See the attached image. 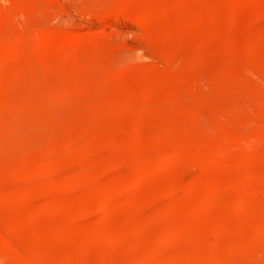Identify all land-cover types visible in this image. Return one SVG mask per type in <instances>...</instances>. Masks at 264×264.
I'll return each instance as SVG.
<instances>
[{
	"label": "rangeland",
	"instance_id": "rangeland-1",
	"mask_svg": "<svg viewBox=\"0 0 264 264\" xmlns=\"http://www.w3.org/2000/svg\"><path fill=\"white\" fill-rule=\"evenodd\" d=\"M72 1L0 0V223H2L0 226L3 227H0V264H24L23 259L26 257L25 261L28 259V264H31L32 260L29 259L32 257H36L34 258L36 259L35 263L40 261L37 257H40L41 261L44 259V264H61L63 261L65 262L62 264H74L75 261L77 262L75 264H78V261L80 264H109V262L112 264L114 261H118L114 262L116 264H128L127 262L143 264V261L148 262V264H214L210 262H212V258H215L214 253L217 247L219 250L216 252L219 253L217 264H264V240L262 241L264 239L262 237L264 236V224H262L264 223V188H262L264 185V2L261 0H82V2L81 0L79 2L74 0L75 7H73ZM98 1L101 3L99 4ZM104 1L105 4H103ZM92 5L97 7L94 8ZM99 6L102 7V10ZM85 8H93V11ZM98 8L100 9L98 10ZM81 9H85V11ZM228 9L231 11L229 12ZM115 10H117L116 14ZM203 10L205 11L203 12ZM234 10H237L235 12H238L236 14L239 17L233 14L235 13ZM93 12L96 14L94 15ZM47 15H50L51 18ZM231 15H236L237 21H235L236 19L233 20ZM46 17L48 18L46 19ZM46 30L49 31V34H52L50 31H54V35H50V38L48 33H45L49 36L48 39H45L44 31ZM61 31L64 33L62 34ZM78 40L80 41L78 42ZM16 45L18 46L16 47ZM150 47L151 51L149 50ZM161 51L164 54L159 53ZM76 52L78 54H75ZM124 54H126L125 56L128 55L129 61L126 60ZM162 54H167L168 57H164V59ZM98 55L102 56L99 57ZM218 58L220 59L217 60ZM116 59H119L120 62ZM162 59L165 61L163 62ZM104 60H107L106 63ZM253 63L256 67L252 66ZM87 64L88 69L86 68ZM92 65L97 66L96 68L99 70L104 68L106 71L102 70L104 74L101 75V71L99 73L94 66L92 68ZM122 65L128 67H121ZM105 67L108 68V72ZM156 67L159 70H156ZM160 68L162 70L161 78H158ZM224 71L229 74L226 75ZM85 73L86 77L84 76ZM89 76H93V78ZM168 78H172L170 82ZM87 79L90 80L86 82ZM179 80H181L182 85ZM155 83L156 85H154ZM158 83L162 87L158 86ZM174 84L176 85L174 86ZM231 85L233 86L231 87ZM157 87L161 90L158 89V91ZM207 87L210 92L206 89ZM169 92L172 93V99ZM176 92H179L180 95ZM230 93L231 95H229ZM132 99L133 107L130 106ZM120 103L122 104L119 106L124 107L119 108L117 104ZM175 105L178 108L174 107ZM172 106L174 110L176 108L178 111L172 112ZM196 110L198 114L195 112ZM160 113L164 116L162 117ZM180 113H182L181 116ZM168 118L170 121L167 120L166 122L165 119ZM107 122L110 125L109 123L107 125ZM203 123L207 125H203ZM12 126L16 128L12 129ZM71 128L75 129L71 131ZM12 130L16 133H13ZM204 130L206 132L210 130L211 133H206ZM114 131L115 133H113ZM29 132L31 135L28 137L26 134L29 135ZM86 132H89L90 135L88 133L87 135ZM200 132L201 134H199ZM8 133L9 136L7 137ZM82 133L86 140L81 138L83 137ZM86 135L89 136L88 139ZM18 137L19 139L23 137V140L17 139ZM160 138H164L163 141ZM10 139H14L15 144ZM6 140L11 144L6 143ZM217 147H220L218 151L216 150ZM226 149L229 150L228 153ZM220 150L224 151L221 153ZM30 152L32 153L29 154ZM172 153H176L175 156H172ZM223 153L230 154L225 155ZM130 157H132L131 160ZM130 162H133V165ZM45 165L51 166H49L50 168L47 167L49 170H46ZM199 167H202V170ZM248 173H251L249 178L252 175L253 180L248 181L250 180ZM137 175H139L138 177L141 175L143 178L140 183L136 182ZM192 176L193 178H191ZM237 180L238 182H236ZM20 183L22 184L20 185ZM239 196H242V200L245 201L251 198L249 202L252 205L257 204L250 206L254 207L255 212L246 211L243 213V210H236L234 203L241 201ZM31 201L37 203H31ZM174 204L175 206H173ZM261 204L262 206H260ZM103 210L105 213L102 212ZM201 216L203 217L201 218ZM251 216L254 219H250ZM246 217L249 218V221ZM49 219L51 221H48ZM226 219L229 221L228 223ZM222 226L228 229H223ZM220 227L226 233L222 229L219 230ZM123 228L125 229L123 230ZM251 228L254 232L249 231ZM254 229L262 231L260 238L256 234L259 232ZM237 231L241 233V235L239 234L240 237ZM97 234L101 235L103 239L100 240L96 236ZM133 234L137 240H134ZM145 234L146 236H144ZM255 235H257L256 239ZM139 236L141 238L143 236L144 240L141 241ZM201 236H205L206 239ZM17 237H19L18 241L16 240ZM93 237H97L99 240ZM108 238L111 240L109 241ZM162 238L167 239V241H163ZM239 238H244V240L240 241ZM8 239L11 240L8 242ZM117 241L120 243L118 244ZM125 241L130 243L126 244ZM202 241L201 246L200 242ZM237 241L243 243L239 244ZM234 243L235 246L240 245L239 249L236 246L238 252L234 251L235 253L233 252L234 247L231 248ZM256 244L258 248L255 249ZM204 247L206 251L202 249L205 253L201 255V248ZM183 249L185 251H182ZM186 251L192 254L189 255V258ZM175 252L177 255L174 254ZM193 252L197 253L194 254ZM28 253L32 254L29 255ZM45 253L48 256H40ZM49 254L56 256L52 257ZM13 255L18 259L21 257L22 262L18 261L17 258L16 262L12 258ZM199 256H204L205 259L202 260L198 258Z\"/></svg>",
	"mask_w": 264,
	"mask_h": 264
},
{
	"label": "bare ground",
	"instance_id": "bare-ground-1",
	"mask_svg": "<svg viewBox=\"0 0 264 264\" xmlns=\"http://www.w3.org/2000/svg\"><path fill=\"white\" fill-rule=\"evenodd\" d=\"M73 1H74V0H73ZM73 1H72V4H73ZM76 1H77V0H76ZM76 1H75V3H76ZM88 1H89V0H88ZM88 1H87V2H88ZM90 1H91V0H90ZM119 1H120V0H119ZM129 1H130V0H129ZM131 1H132V0H131ZM262 1L264 2V0H261V2H262ZM8 2H9V1H8ZM8 2H7V3H8ZM78 2H79V0H78ZM81 2H82V0H81ZM98 2H99V1H98ZM98 2H97V3H98ZM109 2H110V1H109ZM117 2H118V1H117ZM259 2H260V1H259ZM56 3H57V2H56ZM85 3H86V2H85ZM100 3H101V2H99V4H100ZM160 3H161V2H160ZM254 3H255V2H254ZM0 4H1V3H0ZM4 4H5V3H4ZM57 4H58V3H57ZM59 4H60V3H59ZM72 4H71V5H72ZM99 4H98V5H99ZM103 4H105V1L103 2ZM107 4H108V3L106 2V5H107ZM132 4H133V3H132ZM258 4H259V3H258ZM5 5H6V4H5ZM38 5H39V4H38ZM71 5H70V6H71ZM74 5H75V4H73L72 6L75 7ZM81 5H82V4H81ZM84 5H85V4H84ZM106 5H105V6H106ZM113 5H114V4H113ZM118 5H119V3H118ZM121 5H123V4H121ZM128 5H129V4H128ZM261 5H262V4H261ZM56 6H57V5H56ZM70 6H69V7H70ZM72 6H71V7H72ZM77 6H78V4H77ZM77 6H76V7H77ZM89 6H90V5H89ZM92 6H93V5H92ZM92 6H91V7H92ZM94 6H95V5H94ZM94 6H93V7H94ZM132 6H133V5H132ZM66 7H67V6H66ZM81 7H82V6H81ZM86 7H87V4H86ZM96 7H97V6H96ZM96 7H94V8H96ZM99 7H101V6H99ZM116 7H117V6H116ZM118 7H119V6H118ZM59 8H60V7H59ZM103 8H104V7H103ZM105 8H107V7H105ZM114 8H115V5H114ZM146 8H147V7H146ZM262 8H263V7H262ZM85 9H88V8H85ZM85 9H84V10L81 9V10H82V11H85ZM99 9H100V8H98V10H99ZM107 9H108V8H107ZM116 9H117V8H116ZM129 9H130V8H129ZM148 9H149V8H148ZM53 10H54V9H53ZM59 10H60V9H59ZM77 10H78V9H77ZM88 10H92V11H93V8H92V9H88ZM101 10H102V7H101ZM109 10H111V9H109ZM122 10H123V8H122ZM125 10H126V9H125ZM130 10H131V9H130ZM134 10H135V9H134ZM228 10H229V9H228ZM262 10H263V9H262ZM46 11H47V10H46ZM50 11H51V10H50ZM86 11H87V10H86ZM96 11H97V10H96ZM113 11H114V10H113ZM113 11H112V13H113ZM116 11H117V10H115V14H116ZM197 11H198V10H197ZM204 11H205V10H203V12H204ZM230 11H231V10H229V12H230ZM235 11H237V10H234V12H235ZM57 12H59V11H57ZM63 12H64V11H63ZM79 12H80V11H79ZM101 12L104 13L103 11H101ZM108 12H109V11H108ZM121 12H122V11H121ZM147 12H148V11H147ZM149 12H150V11H149ZM149 12H148V13H149ZM42 13H43V12H42ZM47 13H48V12H47ZM85 13H86V12H85ZM97 13H98V12H97ZM236 13L238 14V12H235V13H233V14H236ZM49 14H50V13H49ZM87 14H88V13H87ZM93 14L95 15L96 13L93 12ZM130 14H131V13H130ZM134 14H135V13H134ZM145 14H146V13H145ZM237 14H236V15H237ZM7 15H8V14H7ZM53 15H54V13H53ZM101 15H103V14H101ZM109 15H110V14H109ZM119 15H120V14H119ZM236 15H231V16H233V17H232L233 20H235L236 18L239 17L238 15H237L238 17H237ZM33 16H34V15H33ZM37 16H38V15H37ZM47 16H48V15H47ZM91 16H92V15H91ZM98 16H99V13H98ZM220 16H221V15H220ZM34 17H35V16H34ZM44 17H45V16H44ZM48 17L51 18L50 15H49ZM48 17H46V19H47ZM99 17H100V16H99ZM106 17H107V15H106ZM135 17H136V14H135ZM135 17H134V19H135ZM218 17H219V15H218ZM38 18H39V16H38ZM38 18H37V19H38ZM72 18H74V17H72ZM72 18H71V19H72ZM95 18L98 19V17H95ZM110 18H111V17H110ZM110 18H109V19H110ZM139 18H140V17H139ZM215 18H216V15H215ZM240 18H241V17H240ZM16 19H17V18H16ZM24 19H25V18H24ZM28 19H30V18H28ZM46 19H45V20H46ZM118 19H119V18H118ZM140 19H142V17H141ZM38 20H39V19H38ZM41 20H42V19H41ZM147 20H148V19H147ZM235 21H237V19H236ZM30 22H31V21H30ZM45 22H46V21H45ZM239 22H240V21H239ZM22 23H23V22H22ZM23 25H24V24H23ZM41 26H42V23H41ZM41 26H40V27H41ZM125 26H126V25H125ZM146 26H147V25H146ZM34 27H35V26H34ZM38 27H39V26H38ZM131 29H132V28H131ZM35 30H36V29H35ZM39 30H40V28H39ZM136 30H137V29H136ZM46 31H47V30H46ZM46 31H44V34H45V33L47 34V33L49 32V31H47V32H46ZM155 31H156V30H155ZM215 31H216V30H215ZM29 32H30V31H29ZM42 32H43V31H42ZM50 32H51L52 34H49V33H48L49 36H50V35H54V34H53L54 31H53V32L50 31ZM61 32H62V31H61ZM216 32H217V31H216ZM30 33H31V32H30ZM63 33H64V32H62V34H63ZM148 33H149V32H148ZM148 33H147V34H148ZM151 33H152V32H151ZM151 33H150V34H151ZM46 34H45V35H46ZM132 34H133V33H132ZM38 35H39V34H38ZM48 35H46L47 38L45 37V39H48V37H49ZM40 36H41V35H40ZM42 36H43V35H42ZM52 37H53V36H52ZM55 37H56V36H55ZM151 37H152V36H151ZM26 38H27V37H26ZM41 38H42V37H41ZM50 38H51V36H50ZM168 38H169V37H168ZM18 39H19V38H18ZM24 39H25V38H24ZM39 39H40V38H39ZM152 39H153V38H152ZM25 40H26V39H25ZM27 40H28V39H27ZM36 40H37V39H36ZM103 40H104V39H103ZM139 40H140V39H139ZM70 41L73 42L72 40H70ZM76 41H77V40H76ZM76 41H75V42H76ZM79 41H80V40H78V42H79ZM137 41H138V40H137ZM146 41H147V40H146ZM153 41H154V40H153ZM4 42H5V41H4ZM18 42H19V41H18ZM42 42H43V41H42ZM42 42H41V43H42ZM81 42H82V40H81ZM103 42H104V41H103ZM108 42H109V41H108ZM115 42H116V41H115ZM149 42H150V41H149ZM157 42H159V41H157ZM260 42H261V41H260ZM7 43H8V42H7ZM26 43H28V42H26ZM34 43H36V42L34 41ZM41 43H40V44H41ZM69 43H70V42H69ZM105 43H106V42H105ZM105 43H104V45H105ZM110 43H111V41H110ZM116 43H117V42H116ZM136 43H137V42H136ZM43 44H44V43H43ZM43 44H42V45H43ZM70 44H71V43H70ZM78 44H79V43H78ZM107 44H108V43H107ZM138 44H139V43H138ZM174 44H175V43H174ZM23 45H24V44H23ZM74 45H75V43L73 44V46H74ZM76 45H77V44H76ZM102 45H103V44H102ZM104 45H103V46H104ZM110 45H111V44H110ZM112 45H113V44H112ZM139 45H140V44H139ZM153 45H154V44H153ZM241 45H242V44H241ZM10 46H11V45H10ZM17 46H18V45H16V47H17ZM40 46H41V45H40ZM66 46H67V45H66ZM77 46H78V45H77ZM77 46H75V47H77ZM80 46L83 47L82 45H80ZM105 46H106V45H105ZM115 46H117V45H115ZM126 46H128V45H126ZM161 46H162V45H161ZM2 47H4V46L2 45ZM55 47H56V46H55ZM98 47H99V46H98ZM151 47H152V46H151ZM151 47L149 48V50L151 49ZM172 47H173V46H172ZM30 48H31V47H30ZM61 48H62V47H61ZM66 48H67V47H66ZM68 48H69V47H68ZM101 48H102V47H101ZM103 48H104V47H103ZM105 48H106V47H105ZM109 48L112 49V47H109ZM109 48H108V49H109ZM115 48H117V47H115ZM115 48H114V49H115ZM162 48H163V47H162ZM252 48H253V47H252ZM7 49H8V48H7ZM10 49H11V48H10ZM57 49H58V48H57ZM75 49H76V48H75ZM106 49H107V48H106ZM106 49H104L105 52H106ZM147 49H148V48H147ZM152 49H153V48H152ZM163 49H165V48H163ZM254 49H255V48H254ZM5 50H6V49H5ZM51 50H52V49H51ZM58 50H59V49H58ZM61 50H62V49H61ZM104 50H103V51H104ZM109 50H110V49H109ZM109 50H108V52H109ZM117 50H118V49H117ZM157 50H158V49H157ZM168 50H169V49H168ZM255 50H256V49H255ZM255 50H254V51H255ZM13 51H14V50H13ZM75 51H76V50H75ZM99 51H100V50H99ZM101 51H102V50H101ZM150 51H151V50H150ZM169 51H170V50H169ZM173 51H174V50H173ZM8 52H9V51H8ZM51 52H53V50H52ZM62 52H63V51H62ZM72 52H73V51H72ZM77 52H78V51H77ZM77 52H76L75 54H78ZM93 52H95V51H93ZM112 52H113V51H112ZM58 53H59V52H58ZM63 53H64V52H63ZM100 53H101V52H100ZM113 53H114V52H113ZM159 53H163V54H164V52H162V51L159 52ZM168 53H169V52H168ZM0 54H1V53H0ZM59 54H60V53H59ZM59 54H58V55H59ZM110 54H112V53H110ZM116 54H117V53H116ZM116 54H115V55H116ZM157 54H158V52H157ZM163 54H162L163 58H164V57H168V56H166L167 54H166V55H163ZM34 55H35V54H34ZM56 55H57V54H56ZM96 55H97V54H96ZM103 55H104V53H103ZM105 55H106V54H105ZM125 55H126V54H124V56H125ZM158 55H159V54H158ZM158 55H157V56H158ZM160 55H161V54H160ZM169 55H170V53H169ZM2 56H3V55H2ZM98 56L100 57V56H102V55H98ZM98 56H97V57H98ZM116 56H118V54H117ZM121 56H122V55H121ZM127 56H128V55H127ZM127 56H125V57H126V60L129 61V59H127ZM162 56H161V57H162ZM172 56H173V55H172ZM174 56H176V54H174ZM177 56H179V55H177ZM0 57H1V55H0ZM83 57H84V56H83ZM112 57H113V56H112ZM158 57H159V56H158ZM246 57H247V56H246ZM255 57H256V56H255ZM255 57H254V59H255ZM27 58H28V57H27ZM36 58H37V57H36ZM39 58H40V57H39ZM114 58H115V57H114ZM116 58H117V57H116ZM122 58H123V60H124V57H122ZM175 58H176V57H175ZM175 58H174V59H175ZM258 58H259V57H258ZM33 59H34V58H33ZM37 59H38V58H37ZM44 59H45V57H44ZM44 59H43V60H44ZM52 59H53V58H52ZM64 59H65V58H64ZM119 59H120V58H119ZM119 59H116V60H118V62H120ZM164 59H165V58H164ZM164 59H162L163 62L165 61ZM219 59H220V58H218L217 60H219ZM29 60H30V59H29ZM35 60H36V59H35ZM107 60H108V59H107ZM107 60H104L105 63H106ZM116 60H115V61H116ZM171 60H172V59H171ZM255 60H256V59H255ZM13 61H14V60H13ZM31 61H32V60H31ZM36 61H37V60H36ZM94 61H95V60H94ZM96 61H97V60H96ZM109 61H110V60H109ZM111 61H112V60H111ZM121 61H122V60H121ZM159 61H160V59H159ZM38 62L41 64L40 61H38ZM44 62H45V61H44ZM125 62H126V61H125ZM172 62H173V61H172ZM253 62H254V61H253ZM80 63H81V62H80ZM87 63H88V62H87ZM102 63H103V62H102ZM105 63H104V64H105ZM112 63H113V62H112ZM116 63H117V62H116ZM122 63H123V62H122ZM130 63L132 64V62H130ZM222 63H223V62H222ZM254 63H255V62H254ZM254 63L252 64V66H255ZM261 63H262V62H261ZM30 64H31V63H30ZM33 64H34V63H33ZM36 64H37V63H36ZM56 64H57V62H56ZM107 64H108V63H107ZM107 64H106V66H107ZM124 64H125V63H124ZM163 64L165 65L166 63H163ZM255 64H256V63H255ZM64 65H65V64H64ZM89 65H90V62H89ZM94 65H95V64H94ZM94 65H92V68H93ZM100 65H101V64H100ZM125 65H130V64L127 63V64H125ZM175 65H176V63H175ZM220 65H221V64H220ZM25 66H26V65H25ZM38 66H39V65H38ZM43 66H44V65H43ZM51 66H52V65H51ZM57 66H58V65H57ZM104 66H105V65H104ZM116 66H117V65H116ZM123 66H124V65H122L121 67H123ZM177 66H178V64H177ZM252 66H251V67H252ZM81 67H82V66H81ZM94 67H95V66H94ZM96 67H97V66H96ZM96 67H95V68H96ZM102 67H103V66H102ZM113 67H114V65H113ZM124 67H126V66H124ZM127 67H128V66H127ZM127 67H126V68H127ZM158 67H159V66H158ZM158 67H156V70H159ZM220 67H222V66H220ZM255 67H256V66H255ZM33 68H34V67H33ZM86 68L88 69V64H87V67H86ZM105 68H106V67H105ZM147 68H148V67H147ZM162 68H163V67H162ZM170 68H171V67H170ZM174 68H175V67H174ZM214 68H215V67H214ZM223 68H224V67H223ZM227 68H228V67H227ZM84 69H85V68H84ZM84 69H83V70H84ZM106 69H107V72H108V68H106ZM168 69H169V68H168ZM27 70H28V69H27ZM96 70H98L99 73H100V71H101V73H102V70H104V68H103L102 70H99V68H98V69L96 68ZM109 70H110V69H109ZM113 70H114V68H113ZM113 70H112V71H113ZM117 70H118V69H117ZM128 70H129V69H128ZM144 70H145V69H144ZM170 70H172V68H171ZM214 70H215V69H214ZM219 70H220V68H219ZM229 70H230V69H229ZM38 71H39V68H38ZM57 71H58V70H57ZM89 71H90V70H89ZM104 71H106V70H104ZM136 71H138V70H136ZM146 71H148V70H146ZM161 71H162V70H161V68H160V72L158 71V72H159L158 75L161 73ZM227 71H228V70H227ZM84 72H85V71H84ZM86 72H88V70H86ZM109 72H110V71H109ZM122 72H123V71H122ZM125 72H126V71H125ZM127 72H128V71H127ZM127 72H126V73H127ZM134 72H135V71H134ZM163 72H164V70H163ZM171 72H173V71H171ZM213 72H214V71H213ZM215 72H216V71H215ZM217 72H218V71H217ZM224 72H225V71H224ZM258 72H259V71H258ZM47 73H48V72H47ZM56 73H57V72H56ZM96 73H97V75H98V72H96ZM146 73H147V72H146ZM167 73H168V72H167ZM219 73H220V72H219ZM227 73H228V72H227ZM37 74H38V73H37ZM40 74H41V73H40ZM76 74H77V73H76ZM76 74H75V75H76ZM83 74H84V73H83ZM89 74H90V72H89ZM89 74H87V75H89ZM93 74H94V73H93ZM103 74H104V73H102L101 75H103ZM114 74H115V72H114ZM124 74H125V73H124ZM142 74H143V73H142ZM217 74H218V73H217ZM225 74H226V72H225ZM228 74H229V73H228ZM228 74H226V75H228ZM26 75H27V74H26ZM28 75H29V73H28ZM33 75H34V74H33ZM47 75H48V74H47ZM60 75H61V74H60ZM73 75H74V74H73ZM119 75H120V74H119ZM127 75H128V74H127ZM156 75H157V73H156ZM158 75H157V76H158ZM171 75H172V73H171ZM220 75H221V74H220ZM252 75H253V74H252ZM252 75H251V76H252ZM263 75H264V74H263ZM21 76H22V75H21ZM35 76H38V75H35ZM84 76L86 77V73H85ZM114 76H115V75H114ZM160 76H161V74L159 75L158 78H161ZM162 76H163V75H162ZM213 76H214V75H213ZM19 77H20V76H19ZM26 77H27V76H26ZM30 77H31V76H30ZM49 77H50V76H49ZM89 77H90V76H89ZM97 77H98V76H97ZM108 77H109V76H108ZM119 77H120V76H119ZM163 77H164V76H163ZM167 77H168V76H167ZM175 77H176V76H175ZM177 77H178V76H177ZM215 77L217 78L218 76H215ZM221 77H222V76H221ZM223 77H224V76H223ZM253 77H254V76H253ZM257 77H258V76H257ZM5 78H6V77H5ZM5 78H4V79H5ZM21 78H22V77H21ZM32 78H33V77H32ZM62 78H63V77H62ZM79 78H80V77H79ZM87 78H88V77H87ZM90 78H93V76L90 77ZM121 78H123V77H121ZM142 78H143V77H142ZM164 78H165V77H164ZM216 78H215V79H216ZM226 78H227V77L225 76V79H226ZM229 78H230V77H229ZM27 79H29V78H27ZM33 79H34V78H33ZM67 79H69V78H67ZM72 79H73V78H72ZM96 79H97V78H96ZM98 79H99V78H98ZM108 79H109V78H107V80H108ZM111 79H112V77H111ZM113 79H114V77H113ZM145 79H146V78H145ZM168 79H169V78H168ZM170 79H172V78H170ZM170 79H169V82H170ZM175 79H176V78H175ZM178 79H180V78L178 77ZM256 79H257V78H256ZM6 80H7V79H6ZM23 80H24V79H23ZM62 80H63V79H62ZM69 80H70V79H69ZM88 80H90V79H87L86 82H88ZM109 80H110V79H109ZM141 80H142V79H141ZM173 80H174V78H173ZM216 80H218V79H216ZM36 81H38V80H36ZM104 81H105V80H104ZM110 81H111V80H110ZM137 81H138V80H137ZM161 81H162V80H161ZM179 81H180V83H181V80H179ZM220 81H222V80H220ZM225 81H226V80H225ZM1 82H2V81H1ZM73 82H74V81H73ZM98 82H99V81H98ZM100 82H101V81H100ZM108 82H109V81H108ZM108 82H107V84H108ZM138 82H139V81H138ZM156 82H157V81H156ZM159 82H160V81H159ZM187 82H188V81H187ZM256 82H257V81H256ZM15 83H16V82H15ZM75 83H77V82H75ZM82 83H83V82H82ZM105 83H106V82H105ZM105 83H104V84H105ZM123 83H124V81H123ZM133 83H134V82H133ZM135 83H136V82H135ZM142 83H143V82H142ZM171 83H172V82H171ZM209 83H210V82H209ZM231 83H232V81H231ZM259 83H260V82H259ZM0 84H1V83H0ZM18 84H19V83H18ZM86 84H87V83H86ZM93 84H94V83H93ZM101 84H102V82H101ZM158 84H159V85H158ZM158 84H157L158 86H161L160 83H158ZM162 84H163V81H162ZM227 84H228V81H227ZM263 84H264V83H263ZM263 84H262V85H263ZM16 85H17V84H16ZM24 85H25V83H24ZM28 85H29V84H28ZM69 85H70V84H69ZM87 85H88V84H87ZM95 85L98 86L99 83H98V85H97V84H95ZM145 85H146V84H145ZM154 85H156V83H155ZM175 85H176V84H174V86H175ZM177 85H178V83H177ZM181 85H182V83H181ZM7 86H8V85H7ZM21 86L23 87L22 84H21ZM74 86H75V85H74ZM101 86H102V85H101ZM103 86H104V85H103ZM109 86H110V85H109ZM109 86H108V87H109ZM123 86H124V85H123ZM151 86H152V84H151ZM178 86H179V85H178ZM184 86H185V85H184ZM206 86H207V85H206ZM232 86H233V85H231V87H232ZM235 86H236V85H235ZM43 87H44V86H43ZM72 87H73V86H72ZM146 87H147V85H146ZM146 87H145V88H146ZM161 87H162V86H161ZM172 87H173V86H172ZM180 87H181V86H180ZM208 87H209V86H208ZM208 87H207L206 89H208ZM210 87H211V86H210ZM227 87H228V86H227ZM46 88H47V87H46ZM178 88H179V87H178ZM178 88H176V89H178ZM181 88H182V87H181ZM263 88H264V87H263ZM21 89H23V88H21ZM51 89H52V88H51ZM66 89H67V88H66ZM68 89H69V88H68ZM87 89H88V88H87ZM92 89H93V88H92ZM97 89H98V88H97ZM99 89H100V88H99ZM127 89H128V88H127ZM127 89H126V90H127ZM158 89H159V88L157 87V90H158ZM173 89H174V88H173ZM216 89H217V88H216ZM259 89H260V88H259ZM1 90H2V89H1ZM15 90H16V89H15ZM53 90H54V89H53ZM58 90H59V89H58ZM103 90H104V89H103ZM106 90H107V89H106ZM140 90H141V89H140ZM143 90H146V89H143ZM159 90H161V89H159ZM159 90H158V91H159ZM213 90H214V89H213ZM232 90H233V88H232ZM236 90H237V89H236ZM245 90H246V89H245ZM8 91H9V90H8ZM19 91H20V90H19ZM31 91H32V89H31ZM48 91H49V90H48ZM61 91H62V89H61ZM63 91H64V89H63ZM91 91H92V90H91ZM91 91H90V92H91ZM127 91H128V90H127ZM171 91H172V93H173V90H171ZM175 91H177V90H175ZM208 91H209V89H208ZM234 91H235V90H234ZM34 92H35V91H34ZM43 92H44V91H43ZM97 92H98V91H97ZM106 92H107V91H106ZM134 92H135V91H134ZM180 92H181V91H180ZM209 92H210V91H209ZM6 93H8V92H6ZM14 93H15V92H14ZM22 93H23V91H22ZM86 93H87V92H86ZM172 93L169 92V94H171V99H172ZM176 93H179V92H176ZM201 93H202V92H201ZM201 93H200V95H201ZM231 93H232V92H231ZM231 93H230L229 95H231ZM249 93H250V92H249ZM249 93H248V94H249ZM27 94H29V93H27ZM41 94H42V93H41ZM45 94H46V93H45ZM72 94H73V93H72ZM105 94H106V93H105ZM108 94H109V93H108ZM125 94H126V93H125ZM125 94H124V95H125ZM145 94H146V93H145ZM173 94H174V93H173ZM202 94H203V93H202ZM211 94H212V93H211ZM244 94H245V93H244ZM257 94H258V93H257ZM260 94H261V93H260ZM4 95H5V94H4ZM7 95H8V94H7ZM33 95H35V94H33ZM48 95H49V94H48ZM56 95H57V94H56ZM80 95H81V93H80ZM91 95H92V94H91ZM175 95H176V94H175ZM179 95H180V93H179ZM218 95H220V94H218ZM245 95H246V94H245ZM17 96H18V95H17ZM17 96H16V97H17ZM19 96H21V95H19ZM44 96H47V95H44ZM75 96H76V95H75ZM112 96H113V95H112ZM112 96H111V97H112ZM182 96H183V94H182ZM207 96H208V95H207ZM207 96H205V97H207ZM7 97H8V96H7ZM16 97H15V98H16ZM35 97H36V96H35ZM79 97H80V96H79ZM81 97H82V96H81ZM107 97H108V96H107ZM121 97H122V96H121ZM134 97H135V96H134ZM167 97H168V96H167ZM173 97H174V96H173ZM243 97H244V96H243ZM32 98H33V97H32ZM49 98H50V96H49ZM60 98H61V97H60ZM82 98H83V97H82ZM168 98H169V97H168ZM168 98H167V99H168ZM175 98H177V97H175ZM175 98H173V99L175 100ZM257 98H258V97H257ZM76 99H77V98H76ZM85 99H86V98H85ZM98 99H99V98H97V100H98ZM110 99H111V98H110ZM182 99H183V97H182ZM203 99H204V98H203ZM242 99H243V98H242ZM244 99H245V98H244ZM255 99H256V98H255ZM5 100H6V99H5ZM32 100H33V99H32ZM68 100H69V99H68ZM105 100H106V99H105ZM185 100H186V99H185ZM185 100H184V101H185ZM206 100H207V99H206ZM6 101H7V100H6ZM35 101H36V100H35ZM40 101H41V100H40ZM52 101H53V100H52ZM98 101H99V100H98ZM178 101H179V100H178ZM208 101H209V100H208ZM210 101H211V100H210ZM212 101H213V100H212ZM31 102H32V101H31ZM42 102H43V101H42ZM47 102H48V101H47ZM109 102H110V101H109ZM119 102H120V101H119ZM119 102H118V103H119ZM121 102H122V101H121ZM129 102L131 103V101H129ZM165 102H166V101H165ZM226 102H227V101H226ZM234 102H235V101H234ZM262 102H263V101H262ZM8 103H9V102H8ZM59 103H60V102H59ZM59 103H58V104H59ZM70 103H71V102H70ZM76 103H77V102H76ZM114 103H115V102H114ZM130 103H129V104H130ZM133 103H134V102H133V99H132V103L130 104L131 107H133V106H132ZM218 103H219V102H218ZM227 103H228V102H227ZM240 103H241V102H240ZM243 103H244V101H243ZM23 104H24V103H23ZM49 104H50V103H49ZM51 104H52V103H51ZM65 104H66V103H65ZM65 104H64V106H65ZM121 104H122V103L117 104L119 108L124 107V106H119V105H121ZM176 104H177V103H176ZM178 104H179V103H178ZM206 104H207V103H206ZM206 104H205V105H206ZM214 104H215V103H214ZM220 104H222V103H220ZM229 104H230V103H229ZM237 104H238V103H237ZM54 105H55V104H54ZM59 105H61V103H60ZM106 105H107V104H106ZM117 105H116V106H117ZM123 105H125V104H123ZM137 105H138V104H137ZM163 105H164V104H163ZM163 105H162V106H163ZM179 105H180V104H179ZM185 105H186V103L184 104V106H185ZM245 105H246V104H245ZM248 105H249V104H248ZM4 106H5V105H4ZM6 106H7V105H6ZM45 106H46V105H45ZM64 106H63V107H64ZM67 106H68V104H67ZM70 106H71V105H70ZM109 106H110V105H109ZM130 106H128V107H130ZM220 106H221V105H220ZM38 107H39V105H38ZM101 107H102V106H101ZM170 107H171V106H170ZM172 107H173V106H172ZM174 107H177V108H178V106H176V105H175ZM174 107H173V109H172V110H173L172 112H174V111L177 112L178 110H176V108H175V110H174ZM195 107H196V106H195ZM254 107H255V106H254ZM5 108H6V107H5ZM41 108H42V107H41ZM51 108H52V107H51ZM57 108H58V107H57ZM69 108H71V107H69ZM105 108H106V107H105ZM163 108H164V107H163ZM165 108H166V107H165ZM183 108H184V107H183ZM248 108H250V107H248ZM248 108H247V109H248ZM251 108H252V107H251ZM15 109H16V108H15ZM127 109H128V108H127ZM206 109H207V108H206ZM220 109H221V108H220ZM225 109H226V108H225ZM11 110H12V109H11ZM32 110H33V109H32ZM34 110H35V109H34ZM49 110H50V109H49ZM58 110H60V109H58ZM63 110H64V109H63ZM138 110H139V109H138ZM138 110H137V111H138ZM170 110H171V109H170ZM170 110H169V111H170ZM184 110H185V109H184ZM190 110H191V109H190ZM207 110H209V109H207ZM229 110H230V109H229ZM238 110H239V109H238ZM249 110H250V109H249ZM253 110H254V109H253ZM16 111H17V110H16ZM69 111H70V110H69ZM71 111H74V110H71ZM135 111H136V110H135ZM135 111H134V112H135ZM140 111H141V110H140ZM179 111H180V110H179ZM202 111H203V110H202ZM213 111H214V110H213ZM250 111H251V110H250ZM4 112H5V111H4ZM41 112H42V111H41ZM45 112H46V111H45ZM48 112H49V111H48ZM58 112H59V111H58ZM58 112H57V114H58ZM61 112H62V111H61ZM61 112H60V113H61ZM92 112H93V111H92ZM128 112H129V111H128ZM165 112H166V111H165ZM172 112H171V113H172ZM175 112H174V113H175ZM195 112L197 113L198 111L196 110ZM215 112H216V111H215ZM220 112H221V111H220ZM35 113H36V112H35ZM52 113H53V111H52ZM63 113H64V112H63ZM108 113H109V112H108ZM119 113H120V112H119ZM205 113H206V112H205ZM222 113H223V112H222ZM224 113H225V112H224ZM231 113H232V112H231ZM245 113H246V112H245ZM1 114H2V113H1ZM13 114H14V113H13ZM28 114H29V113H28ZM40 114H41V113H40ZM45 114H46V113H45ZM73 114H74V113H73ZM90 114H91V113H90ZM114 114H115V112H114ZM120 114H121V113H120ZM163 114H164V113H163ZM181 114H182V113H180V116H181ZM197 114H198V113H197ZM261 114H262V113H261ZM20 115H21V114H20ZM29 115H31V114H29ZM32 115H33V114H32ZM32 115H31V116H32ZM37 115H38V114H37ZM48 115H49V114H48ZM115 115H116V114H115ZM160 115H161V113H160ZM166 115H168V114L166 113ZM177 115H179V113H177ZM200 115H201V114H200ZM220 115H221V114H220ZM226 115H227V114H226ZM239 115H240V114H239ZM242 115H243V114H242ZM10 116H11V115H10ZM18 116H19V115H18ZM57 116H58V115H57ZM71 116H72V115H71ZM102 116H103V115H102ZM161 116L163 117L164 115H161ZM161 116H160V117H161ZM174 116H176V115H174ZM183 116H184V115H183ZM214 116H215V115H214ZM224 116H225V115H224ZM263 116H264V115H263ZM16 117H17V116H16ZM20 117H21V116H20ZM27 117H28V115H27ZM64 117H65V116H64ZM80 117H81V116H80ZM166 117H169V116H166ZM200 117H202V116H200ZM18 118H19V117H18ZM25 118H26V117H25ZM62 118H63V117H62ZM180 118H181V117H180ZM182 118H183V117H182ZM222 118H223V117H222ZM227 118H228V117H227ZM229 118H230V117H229ZM34 119H35V117H34ZM37 119L39 120V118H37ZM59 119H60V118H59ZM68 119H69V117H68ZM103 119H104V118H103ZM135 119H136V118H135ZM210 119H211V118H210ZM210 119H209V120H210ZM240 119H241V117H240ZM3 120H4V119H3ZM3 120H2V121H3ZM13 120H14V119H13ZM16 120H17V119H16ZM16 120H15V121H16ZM79 120H80V119H79ZM163 120H164V119H163ZM165 120H166V122H167V120L170 121V118L165 119ZM165 120H164V121H165ZM179 120H180V119H179ZM182 120H183V119H182ZM201 120H202V119H201ZM9 121H10V120H9ZM9 121H8V122H9ZM55 121H56V119H55ZM117 121H118V120H117ZM185 121H186V120H185ZM3 122H4V121H3ZM6 122H7V121H6ZM17 122H18V121H17ZM19 122H20V120H19ZM48 122H50V121H48ZM71 122H72V121H71ZM73 122H74V121H73ZM162 122H163V121H162ZM202 122H203V121H202ZM202 122H200V123H202ZM212 122H213V119H212ZM15 123H16V122H15ZM38 123H39V122H38ZM108 123H109V122H107V125H108ZM209 123H210V122H209ZM214 123H215V122H214ZM13 124H14V122H13ZM13 124H12V125H13ZM45 124H46V123H45ZM160 124H161V123H160ZM166 124H167V126H168V123H166ZM166 124H164V125H166ZM193 124H194V123H193ZM204 124H206V123H203V125H204ZM16 125H17V124H16ZM20 125H21V124H20ZM35 125H36V124H35ZM40 125H41V123H40ZM77 125H78V124H77ZM109 125H110V123H109ZM136 125H137V124H136ZM206 125H207V124H206ZM227 125H228V124H227ZM17 126H18V125H17ZM138 126H140V125H138ZM142 126H143V125H142ZM156 126H157V125H156ZM167 126H166V127H167ZM212 126H213V125H212ZM228 126H229V125H228ZM258 126H259V125H258ZM39 127H40V126H39ZM69 127H70V126H69ZM77 127L79 128V126H76V128H77ZM144 127H145V126H144ZM230 127H231V126H230ZM3 128H4V127H3ZM10 128H11V127H10ZM13 128H16V127L12 126V129H13ZM34 128H35V127H34ZM140 128H141V126H140ZM145 128H146V127H145ZM162 128H163V127H162ZM172 128H173V127H172ZM183 128H184V127H183ZM217 128H218V127H217ZM31 129H32V128H31ZM71 129H72L71 131H73V129H75V128H71ZM107 129H108V127H107ZM0 130H1V129H0ZM3 130H4V129H3ZM9 130H10V129H9ZM15 130H16V129H15ZM19 130H21V129L19 128ZM157 130H158V129H157ZM167 130H168V129H167ZM201 130H202V129H201ZM258 130H259V129H258ZM12 131H13V133H16V132H14V130H12ZM42 131H43V130H42ZM51 131H53V130H51ZM78 131H79V130H78ZM88 131H89V130H88ZM111 131H112V130H111ZM155 131H156V130H155ZM160 131H161V130H160ZM163 131H164V130H163ZM165 131H166V130H165ZM189 131H190V130H189ZM195 131H197V130L195 129ZM204 131H205V130H204ZM213 131H214V130H213ZM0 132H1V131H0ZM7 132H8V131H7ZM17 132H18V129H17ZM21 132H22V131H21ZM32 132H33V131H32ZM35 132H36V131H35ZM57 132H58V131H57ZM76 132H77V131H76ZM192 132H193V131H192ZM205 132H206V131H205ZM207 132H208V131H207ZM207 132H206V133H207ZM209 132L211 133L210 130H209ZM209 132H208V133H209ZM219 132H220V131H219ZM255 132H256V131H255ZM43 133H44V132H43ZM69 133H70V132H69ZM74 133H75V132H74ZM87 133L89 134V132H86V134H87ZM113 133H115V131H114ZM113 133H112V134H113ZM137 133H138V132H137ZM212 133H214V132H212ZM217 133H218V132H217ZM243 133H244V132H243ZM262 133H263V132H262ZM18 134H19V133H18ZM32 134H33V133H32ZM51 134H52V133H51ZM88 134H87V135H88ZM138 134H139V133H138ZM186 134H188V133L186 132ZM189 134H190V132H189ZM199 134H201V132H200ZM228 134H229V133H228ZM241 134H242V133H241ZM11 135H12V134H11ZM30 135H31L30 132H29V135L26 134V136H28V137H29ZM70 135H71V134H70ZM87 135H86V138L88 139L89 136L87 137ZM89 135H90V134H89ZM157 135H158V134H157ZM162 135H163V134H162ZM167 135H168V134H167ZM190 135H191V134H190ZM203 135H204V133H203ZM8 136H9V133H8L7 137H8ZM12 136L14 137V135H12ZM15 136H16V135H15ZM18 136H19V135H18ZM82 136H83V133H82ZM138 136H139V135H138ZM154 136H155V135H154ZM169 136H170V135H169ZM193 136H195V135H193ZM196 136H197V134H196ZM196 136H195V138H196ZM201 136H202V135H201ZM250 136H252V135H250ZM3 137H4V136H3ZM16 137H17V136H16ZM16 137H15V138H16ZM20 137H21V136H20ZM173 137H174V136H173ZM190 137H191V136H190ZM210 137H211V135H210ZM218 137H219V136H218ZM1 138H2V137H1ZM9 138H10V137H9ZM15 138H14V139H15ZM56 138H57V137H56ZM71 138H72V137H71ZM81 138H84V136L81 137ZM154 138H155V137H154ZM164 138H165V137H164ZM164 138H163V139H164ZM169 138H170V137H169ZM214 138H215V136H214ZM14 139H13V140L10 139V140H11V141H14ZM17 139H19V137H18ZM21 139L23 140V137H22ZM21 139H19V140H21ZM73 139H74V138H73ZM84 139H85V138H84ZM84 139H83V141H84ZM112 139H113V138H112ZM163 139L160 138V140H162V141H163ZM173 139H174V138H173ZM187 139H188V138H187ZM202 139H203V138H202ZM211 139H213V138H211ZM218 139H219V138H218ZM7 140H8V139H7ZM7 140H6V143L9 142V141L7 142ZM19 140H18V141H19ZM22 140H21V141H22ZM27 140H28V139H27ZM32 140H33V139H32ZM79 140H82V139H79ZM85 140H86V139H85ZM160 140L158 139V141H160ZM228 140H229V139H228ZM251 140H253V139H251ZM90 141H91V140H90ZM162 141H161V143H162ZM170 141H171V140H170ZM173 141H174V140H173ZM192 141H193V140H192ZM192 141H191V142H192ZM194 141H195V140H194ZM223 141H224V140H223ZM249 141H250V140H249ZM165 142H166V141H165ZM171 142H172V141H171ZM171 142H170V143H171ZM1 143H2V142H1ZM12 143H13V142H12ZM23 143H24V142H23ZM124 143H125V142H124ZM144 143H145V142H144ZM194 143H197V142H194ZM9 144H11V143L9 142ZM14 144H15V141H14ZM25 144H26V143H25ZM29 144H30V143H29ZM65 144H66V143H65ZM69 144L71 145V143H69ZM72 144H75V143H72ZM171 144H172V143H171ZM189 144H190V143H189ZM191 144H193V143H191ZM198 144H199V143H198ZM224 144H225V142H224ZM228 144H229V143H228ZM2 145H3V144H2ZM27 145H28V144H27ZM80 145H81V143H80ZM136 145H137V144H136ZM194 145H195V144H194ZM4 146H5V145H4ZM7 146H8V145H7ZM32 146H33V145H32ZM49 146H50V145H49ZM72 146H73V145H72ZM78 146H79V145H78ZM161 146H162V145H161ZM161 146H160V147H161ZM171 146H172V145H171ZM190 146H191V145H190ZM211 146H212V145H211ZM214 146H215V145H214ZM218 146H220V145H218ZM221 146H222V145H221ZM11 147H12V146H11ZM57 147H58V145H57ZM73 147L75 148V146H73ZM83 147H84V146H83ZM226 147H227V146H226ZM6 148H7V147H6ZM8 148H9V147H8ZM76 148H77V147H76ZM126 148H127V147H126ZM135 148H136V146H135ZM162 148H163V147H162ZM164 148H165V146H164ZM164 148H163V149H164ZM198 148H199V147H198ZM219 148H220V147H217L216 150L218 151ZM252 148H253V147H252ZM132 149H133V148H132ZM158 149L161 150V148H158ZM229 149H230V148H229ZM232 149H233V148H232ZM240 149H241V148H240ZM242 149H243V148H242ZM254 149H255V148H254ZM29 150H30V149H29ZM71 150H72V149H71ZM133 150H134V149H133ZM135 150H136V149H135ZM138 150H139V149H138ZM210 150H211V149H210ZM226 150H227V149H226ZM236 150H237V149H236ZM238 150H239V149H238ZM82 151H83V150H82ZM221 151H222V150H220V152H221ZM223 151H224V150H223ZM223 151H222V152H223ZM228 151H229V150H227V153H228ZM253 151H254V150H253ZM253 151H252V152H253ZM71 152H72V151H71ZM87 152H89V151H87ZM130 152H131V151H130ZM136 152H137V151H136ZM167 152H168V150H167ZM214 152H215V148H214ZM222 152H221V153H222ZM231 152H232V151H231ZM233 152H234V151H233ZM31 153H32V152H30L29 154H31ZM132 153H133V152H132ZM142 153H143V152H142ZM159 153H160V152H159ZM197 153H198V152H197ZM217 153H218V152H217ZM227 153H226V154H227ZM29 154H28V155H29ZM164 154H165V153H164ZM170 154H171V153H170ZM175 154H176V153H172V156H173V155L175 156ZM210 154H211V153H210ZM213 154H214V153H213ZM213 154H212V155H213ZM223 154H225V153H223ZM226 154H225V155H226ZM229 154H230V153H229ZM229 154H227V155H229ZM89 155H90V154H89ZM159 155H160V154H159ZM166 155H167V154H166ZM82 156H83V155H82ZM91 156H92V154H91ZM163 156H164V155H163ZM223 156H224V155H223ZM250 156H251V155H250ZM255 156L257 157V155H255ZM63 157H64V156H63ZM88 157H89V156H88ZM177 157H178V156H177ZM216 157H217V156H216ZM251 157H252V156H251ZM26 158H27V157H26ZM74 158H75V157H74ZM89 158H90V157H89ZM131 158H132V157H130V160H131ZM140 158H141V157H140ZM166 158H168V157H166ZM170 158H171V157H170ZM219 158H220V157H219ZM253 158H254V156H253ZM253 158H252V159H253ZM27 159H28V158H27ZM47 159H48V158H47ZM50 159H51V158H50ZM75 159H76V158H75ZM126 159H127V158H126ZM136 159H137V158H136ZM136 159H134V160H136ZM173 159H174V158H173ZM228 159H229V158H228ZM260 159H261V157H260ZM161 160H163V159H161ZM161 160H160V161H161ZM207 160H208V159H207ZM80 161H81V159H80ZM87 161H88V160H87ZM121 161H122V160H121ZM137 161H138V160H137ZM163 161H164V160H163ZM251 161H252V160H251ZM254 161H256V160H254ZM34 162H35V161H34ZM42 162H43V161H42ZM47 162H48V161H47ZM47 162H46V164H48ZM88 162H89V161H88ZM133 162H134V161H133ZM133 162H132V163H133ZM28 163H29V162L27 161V164H28ZM77 163H79L78 160H77ZM89 163H90V162H89ZM110 163H111V162H110ZM120 163H121V162H120ZM127 163H128V162H127ZM130 163H131V162H130ZM132 163H131V164H132ZM137 163H138V162H137ZM36 164H37V163H36ZM75 164H76V163H75ZM201 164H202V163H201ZM77 165H79V164H77ZM90 165H91V164H90ZM93 165H94V164H93ZM132 165H133V164H132ZM142 165H143V164H142ZM222 165H223V164H222ZM224 165H225V164H224ZM239 165H240V164H239ZM261 165H262V164H261ZM31 166H32V165H31ZM49 166H50V165H47V166L45 165L46 168L49 167ZM119 166H120V165H119ZM119 166H118V167H119ZM161 166H162V165H161ZM163 166H164V165H163ZM169 166H170V165H169ZM169 166H168V167H169ZM183 166H184V165H183ZM220 166H221V165H220ZM220 166H219V167H220ZM24 167H25V166H24ZM38 167H39V166H38ZM50 167H51V166H50ZM50 167H49V168H50ZM78 167H79V166H78ZM120 167H122V166H120ZM139 167H140V166H139ZM139 167H138V169H140ZM202 167H203V166H202ZM202 167H199V168H201L200 170H202ZM225 167H226V165H225ZM74 168H75V167H74ZM79 168H80V167H79ZM122 168H123V167H122ZM133 168H134V167H133ZM135 168H136V167H135ZM141 168H142V167H141ZM204 168H205V167H204ZM228 168H229V167H228ZM242 168H243V167H242ZM256 168H257V167H256ZM16 169H17V168H16ZM23 169H24V168H23ZM136 169H137V168H136ZM142 169H143V168H142ZM216 169H217V168H216ZM222 169H223V168H222ZM258 169H259V168H258ZM0 170H1V169H0ZM44 170H45V169H44ZM46 170H49V169L47 168ZM78 170H79V169H78ZM106 170H107V169H106ZM134 170H135V169H134ZM159 170H160V169H159ZM159 170H158V171H159ZM225 170H226V169H225ZM229 170H230V169H229ZM229 170H228V171H229ZM232 170H234V169H232ZM261 170H262V169H261ZM7 171H8V170H7ZM51 171H52V170H51ZM54 171H55V170H54ZM75 171H76V170H75ZM80 171H81V170H80ZM137 171H138V170H137ZM140 171H141V170H140ZM140 171H139V172H140ZM235 171H236V170H235ZM237 171H238V170H237ZM3 172H4V171H3ZM23 172H24V171H23ZM72 172H73V171H72ZM220 172H221V171H220ZM231 172H232V171H231ZM238 172H239V171H238ZM73 173H74V172H73ZM197 173H198V172H197ZM221 173H222V172H221ZM61 174H62V173H61ZM143 174H144V173H143ZM199 174H201V173L199 172ZM241 174H242V173H241ZM243 174H244V172H243ZM245 174H246V172H245ZM249 174H251V173H248V174H247V175H248V179H250V180H248V181H251V180H253L254 178L252 179V175H250L251 178H249ZM262 174H263V173H262ZM19 175H20V174H19ZM78 175H79V174H78ZM141 175H142V172H141ZM141 175H140V177H138L139 175H137L138 178H137V181L135 180L136 182L140 183V182L142 181V179H143V178H142L143 175H142V177H141ZM226 175H227V174H226ZM255 175H256V174H255ZM199 176H200V175H199ZM219 176H221V175H219ZM230 176H231V175H230ZM46 177H47V176H46ZM82 177H83V176H82ZM39 178H40V177H39ZM154 178H155V177H154ZM191 178H193V176H192ZM195 178H196V177H195ZM46 180H47V179H46ZM214 180H215V177H214ZM218 180H219V179H218ZM238 180H239V179H238ZM238 180H237L236 182H238ZM243 180H244V178H243ZM30 181H31V180H30ZM65 181H66V180H65ZM212 181H213V180H212ZM212 181H210V182H212ZM260 181H261V180H260ZM243 182H244V181H243ZM253 182H254V181H253ZM261 182H262V181H261ZM32 183H33V182H32ZM93 183H94V182H93ZM108 183H109V182H108ZM21 184H22V183H20V185H21ZM24 184H25V183H24ZM94 184H95V183H94ZM236 184H237V183H236ZM259 184H260V183H259ZM89 185H90V184H89ZM134 185H135V184H134ZM141 185H142V184H141ZM238 185H239V183H238ZM249 185H251V184H249ZM254 185H255V182H254ZM22 186H23V185H22ZM25 186H27V184H25ZM28 186H29V185H28ZM72 186H73V185H72ZM176 186H177V185H176ZM192 186H193V185H192ZM206 186H207V185H206ZM242 186H243V185H242ZM29 187H30V186H29ZM261 187H262V186H261ZM262 188H264V185H263ZM33 189H34V188H33ZM93 189H94V188H93ZM101 189H102V188H101ZM229 189H230V187H229ZM239 189H240V188H239ZM257 189H258V188H257ZM14 190H15V189H14ZM196 190H197V189H196ZM206 190H207V189H206ZM16 191H17V190H16ZM131 191H132V190H131ZM185 191H186V190H185ZM219 191H221V190H219ZM224 191H225V190H224ZM224 191H223V192H224ZM230 191H231V189H230ZM232 191H233V190H232ZM17 192H18V191H17ZM89 192H90V191H89ZM91 192H92V191H91ZM214 192H215V191H214ZM235 192H236V191H235ZM241 192H242V191H240V193H241ZM256 192H257V191H256ZM262 192H263V191H262ZM139 193H140V192H139ZM182 193H183V192H182ZM201 193H202V192H201ZM226 193H228V192H226ZM226 193H225V194H226ZM237 193H238V192H237ZM242 193H243V192H242ZM244 193H245V192H244ZM249 193H250V192H249ZM257 193H258V192H257ZM17 194H18V193H17ZM210 194H211V193H210ZM210 194H209V195H210ZM216 194H217V193H216ZM251 194H253V193H251ZM4 195H5V194H4ZM213 195H214V194H213ZM219 195H220V194H219ZM256 195H257V194H256ZM53 196H54V195H53ZM94 196H95V195H94ZM179 196H180V194H179ZM181 196H182V195H181ZM205 196H206V194H205ZM220 196L223 197V195H220ZM220 196H219V197H220ZM227 196H228V195H227ZM233 196H234V195H233ZM175 197H176V194H175ZM185 197H186V196H185ZM214 197H215V196H214ZM244 197H245V196H244ZM254 197H256V196L254 195ZM180 198H181V197H180ZM239 198L241 199L242 202L239 201V202H237V203H234V206H235V209H236V210H239V211H240V210H241V211L243 210V213L246 212V211H248V212H250V211H251V212L254 211V209H253L254 207L252 208V207H250V206H256L257 204H256V205H252V203L249 202V200H250L251 198H250L248 201H247V199H246V201H245L244 199L242 200V196H241V197L239 196ZM257 198H258V197H257ZM207 199L209 200V197H208ZM211 199H212V198H211ZM217 199H218V198H217ZM221 199H222V198H221ZM258 199H260V198H258ZM35 200H36V199H35ZM189 200H190V199H189ZM214 200H215V199H214ZM218 200H219V199H218ZM222 200H223V199H222ZM22 201H23V200H22ZM65 201H66V200H65ZM67 201H68V200H67ZM71 201H72V200H71ZM171 201H172V199H171ZM215 201H216V200H215ZM243 201H244L245 203H244ZM259 201H260V200H259ZM32 202H34V201H31V203H32ZM35 202H36V201H35ZM35 202H34V203H35ZM111 202H112V201H111ZM185 202H186V201H185ZM212 202L214 203V201H212ZM212 202H211V203H212ZM247 202H248V203H247ZM256 202H257V201H256ZM36 203H37V202H36ZM38 203H39V202H38ZM63 203H64V202H63ZM155 203H156V202H155ZM169 203H170V202H169ZM213 203H212V204H213ZM39 204H40V203H39ZM72 204H73V203H72ZM140 204H141V203H140ZM140 204H139V205H140ZM152 204H154V203H152ZM66 205H67V204H66ZM92 205H93V204H92ZM133 205H134V204H133ZM191 205H192V204H191ZM201 205H203V204H201ZM205 205H206V204H205ZM247 205H249V206H247ZM258 205H259V204H258ZM116 206H117V205H116ZM167 206H168V205H167ZM173 206H175V204H174ZM260 206H262V204H261ZM29 207H30V206H29ZM81 207H82V206H81ZM207 207H208V206H207ZM209 207H210V206H209ZM214 207H215V206H214ZM228 207H229V205H228ZM249 207H250V208H249ZM257 207H258V206H257ZM17 208H18V207H17ZM17 208H16V209H17ZM116 208H117V207H116ZM210 208H211V207H210ZM216 208H217V207H216ZM222 208H223V207H222ZM261 208H262V207H261ZM172 209H173V208H172ZM181 209H182V208H181ZM226 209H227V208H226ZM252 209H253V210H252ZM259 209H260V208H259ZM259 209H258V210H259ZM7 210H8V209H7ZM27 210H28V209H27ZM104 210H105V209H104ZM104 210L102 211L103 213H105ZM150 210H151V209H150ZM227 210H228V209H227ZM229 210H231V209H229ZM244 210H245V211H244ZM261 210H262V209H261ZM263 210H264V209H263ZM108 211H109V210H108ZM175 211H176V210H175ZM231 211H232V210H231ZM81 212H82V211H81ZM149 212H151V211H149ZM225 212H226V210H225ZM232 212L234 213V211H232ZM251 212H250V213H251ZM254 212H255V211H254ZM38 213H39V212H38ZM135 213H136V212H135ZM154 213H155V212H154ZM226 213H227V212H226ZM228 213H229V212H228ZM230 213H231V212H230ZM235 213H236V212H235ZM237 213H238V212H237ZM243 213H242V215H243ZM258 213H259V212H258ZM263 213H264V212H263ZM41 214H42V213H41ZM80 214H81V213H80ZM84 214H85V213H84ZM131 214H132V213H131ZM152 214H153V213H152ZM196 214H198V213H196ZM254 214H255V213H254ZM254 214H253V215H254ZM36 215H37V212H36ZM86 215H87V214H86ZM224 215H226V214H224ZM227 215H228V214H227ZM246 215H247V214H246ZM256 215H257V214H256ZM260 215H261V214H260ZM103 216H104V215H103ZM130 216H131V215H130ZM195 216H196V215H195ZM216 216H218V215H216ZM232 216H233V214H232ZM238 216H239V215H238ZM248 216H249V215H248ZM0 217H1V216H0ZM83 217H84V216H83ZM167 217H169V216L167 215ZM183 217H184V216H183ZM202 217H203V216H201V218H202ZM204 217H205V215H204ZM243 217H244V216H243ZM263 217H264V216H263ZM133 218H134V217H133ZM205 218H207V217H205ZM225 218H226V216H225ZM225 218H224V219H225ZM246 218H247L248 221H249V218H248V217H246ZM261 218H262V216H261ZM74 219H75V218H74ZM84 219H85V218H84ZM84 219H83V220H84ZM102 219H103V218H102ZM195 219H197V218H195ZM221 219H222V218H221ZM230 219H232V218H230ZM230 219H229V220H230ZM243 219H244V218H243ZM247 219H244V220H247ZM250 219H254V218H252V216H251ZM83 220H81L82 223H83ZM128 220H129V219H128ZM192 220H193V219H192ZM199 220H200V219H199ZM213 220L216 221V219H213ZM213 220H211V221L213 222ZM258 220H259V218H258ZM48 221H51V220L49 219ZM222 221H223V219H222ZM226 221H227V219H226ZM232 221H234V220H232ZM237 221H238V220H237ZM3 222H4V221H3ZM125 222H126V221H125ZM132 222H133V221H132ZM136 222H137V221H136ZM154 222H155V221H154ZM209 222H210V221H209ZM228 222H229V221H227V223H228ZM4 223H5V222H4ZM8 223H9V222H8ZM126 223H127V222H126ZM217 223H219V221H217ZM0 224H2V223H0ZM33 224H34V223H33ZM43 224H44V223H43ZM73 224H74V223H73ZM215 224H216V222H215ZM215 224H214V225H215ZM220 224H221V222H220ZM249 224H250V223H249ZM262 224H264V223H262ZM129 225H130V223H129ZM133 225H135V224H133ZM188 225H189V222H188ZM214 225H213V226H214ZM221 225H222V224H221ZM240 225H241V224H240ZM242 225H244V224L242 223ZM31 226H32V225H31ZM143 226H144V225H143ZM213 226H212V227H213ZM217 226H218V225H217ZM247 226H248V225H247ZM258 226H259V224H258ZM261 226H263V225H261ZM0 227L3 228L2 225H1ZM4 227H5V226H4ZM34 227H35V226H34ZM125 227H127V226H125ZM193 227H194V226H193ZM222 227H223V226H222ZM241 227L243 228V226H241ZM263 227H264V226H263ZM1 228H0V229H1ZM127 228H129V227H127ZM132 228H133V227H132ZM134 228H135V227H134ZM134 228H133V229H134ZM142 228H143V227H142ZM144 228H145V227H144ZM181 228H182V227H181ZM185 228H186V227H185ZM213 228H214V227H213ZM224 228H225V227H223V229H224ZM226 228H227V227H226ZM226 228H225V229H226ZM234 228H235V227H234ZM52 229H53V228H52ZM60 229H61V228H60ZM112 229H113V228H112ZM114 229H115V228H114ZM124 229H125V228H123V230H124ZM130 229H131V228H130ZM140 229H141V228H140ZM145 229H146V228H145ZM150 229H151V227H150ZM172 229H173V228H172ZM172 229H171V230H172ZM188 229H189V228H188ZM201 229H202V228H201ZM215 229H216V228H215ZM221 229H222V228L220 227L219 230H221ZM223 229H222V230H223ZM227 229H228V228H227ZM243 229H244V228H243ZM252 229H253V228H251V230H249V231L254 232ZM32 230H33V229H32ZM189 230H190V229H189ZM245 230H246V229H245ZM254 230H255V229H254ZM12 231H13V230H12ZM53 231H54V230H53ZM107 231H108V230H107ZM114 231H116V230H114ZM126 231H127V230H126ZM128 231H129V230H128ZM134 231H135V230H134ZM134 231H133V232H134ZM139 231L142 232V230H139ZM149 231H150V230H149ZM185 231H186V230H185ZM192 231H193V230H192ZM203 231H205V230H203ZM210 231H211V230H210ZM223 231H224V230H223ZM238 231H240V230L238 229ZM238 231H237V234H238V236L240 237L241 233H239ZM255 231H256V230H255ZM263 231H264V230H263ZM13 232H14V231H13ZM133 232H131V233H133ZM136 232H137V231H136ZM146 232H147V231H146ZM175 232H176V231H175ZM195 232H197V230H195ZM224 232H225V231H224ZM252 232H251V234H252ZM256 232H259L260 234H259V233H256ZM256 232H255V233H256L257 235H259V238H260V235H261L262 231H256ZM66 233H67V232H66ZM105 233H106V232H105ZM114 233H115V232H114ZM116 233H117V231H116ZM127 233H128V232H127ZM181 233H182V232H181ZM211 233H212V231H211ZM225 233H226V232H225ZM227 233H228V232H227ZM19 234H20V233H19ZM19 234H18V236H19ZM45 234H46V233H45ZM91 234H92V233H91ZM117 234H118V233H117ZM120 234H121V232H120ZM124 234H125V233H124ZM143 234H144V232H143ZM159 234H160V232H159ZM169 234H170V233H169ZM178 234H179V233H178ZM185 234H186V233H185ZM187 234H188V233H187ZM196 234H197V233H196ZM200 234H201V233H200ZM208 234H209V233H208ZM212 234H213V233H212ZM216 234H217V233H216ZM239 234H240V235H239ZM263 234H264V233H263ZM112 235H113V234H112ZM140 235H141V234H140ZM176 235H177V233H176ZM182 235H183V234H182ZM193 235H194V234L192 233V236H193ZM209 235H210V234H209ZM223 235H224V234H222V236H223ZM227 235H228V234H227ZM257 235H255V239H256V236H257ZM5 236H6V235H5ZM20 236H21V235H20ZM60 236H61V235H60ZM78 236H79V235H78ZM87 236H88V235H87ZM94 236H95V234H94ZM96 236H97L98 238H100V240H101V238H102L101 235L97 234ZM104 236H105V235H104ZM110 236H111V235H110ZM116 236H117V235H116ZM121 236H122V235H121ZM128 236H129V233H128ZM130 236H131V235H130ZM133 236H134V234H133ZM144 236H146V234H145ZM157 236H158V235H157ZM167 236H168V235H167ZM170 236H172V235H170ZM170 236H169V237H170ZM189 236H190V235H189ZM195 236H196V235H195ZM195 236H194V238H195ZM21 237H22V236H21ZM70 237H71V236H70ZM70 237H69V238H70ZM91 237H92V236H91ZM97 237H93V238L98 239ZM119 237H120V235H119ZM136 237H137V236H136ZM139 237H140V236H139ZM147 237H148V235H147ZM161 237H162V236H161ZM161 237H160V239H161ZM163 237H164V236H163ZM190 237H191V236H190ZM201 237H202V236H201ZM213 237H214V236H213ZM228 237H229V236H228ZM262 237H264V236H262ZM4 238H6V237H4ZM9 238H10V237H9ZM13 238H14V237H13ZM13 238H11V239H13ZM18 238H19V237H17L16 240H17ZM120 238H121V237H120ZM122 238H123V237H122ZM137 238H138V237H137ZM140 238H141V237H140ZM165 238H166V237H165ZM165 238H162L163 241H165V240L167 241V239H165ZM179 238H180V237H179ZM181 238H182V237H181ZM184 238H186V237H184ZM192 238H193V237H192ZM202 238H205V236H203ZM207 238H208V237H207ZM211 238H212V237H211ZM223 238H225V237L223 236ZM230 238H231V237H230ZM11 239H10V240H11ZM25 239H27V238H25ZM53 239H54V238H53ZM56 239H57V238H56ZM102 239H103V238H102ZM106 239H107V238H106ZM128 239H130V238H128ZM132 239H133V238H132ZM142 239L144 240L143 236H142V238H141V241H142ZM171 239H173V237H171ZM187 239H188V238H187ZM197 239H200V237H197ZM205 239H206V238H205ZM216 239H217V238H216ZM219 239H220V237H219ZM239 239H240V238H239ZM242 239L244 240V238H241L240 241H241ZM6 240H7V239H6ZM10 240L8 239V242H9ZM28 240H29V239H28ZM87 240H88V239H87ZM98 240H99V239H98ZM108 240L110 241L111 239L108 238ZM113 240H114V239H113ZM134 240H137V239H135V236H134ZM177 240H178V239H177ZM179 240H180V239H179ZM202 240H204V239H202ZM207 240H208V239H207ZM210 240H211V239H210ZM210 240H209V242H210ZM252 240H253V239H252ZM263 240H264V239H262V241H263ZM17 241H18V240H17ZM23 241H24V240H23ZM43 241H44V240H43ZM55 241H56V240H55ZM58 241H59V240H58ZM94 241H96V240H94ZM118 241H119V240H118ZM118 241H117V243H118ZM120 241L122 242V239H121ZM130 241H132V240H130ZM141 241H140V242H141ZM161 241H162V240H161ZM166 241H165V242H166ZM185 241H186V240H185ZM197 241H198V240H197ZM229 241H230V240H229ZM26 242H27V241H26ZM45 242H46V241H45ZM96 242H97V241H96ZM123 242H124V241H123ZM132 242H133V241H132ZM187 242H188V241H187ZM189 242H190V241H189ZM195 242H196V241H195ZM195 242H194V243H195ZM212 242H213V240H212ZM214 242H215V240H214ZM218 242H219V240H218ZM225 242H226V241H225ZM257 242H258V241H257ZM17 243H18V242H17ZM17 243H16V244H17ZM28 243H29V242H28ZM48 243H51V242H48ZM48 243H47V244H48ZM53 243H55V242H53ZM57 243H58V242H57ZM73 243H74V242H73ZM115 243H116V242H115ZM119 243H120V242H119ZM119 243H118V244H119ZM125 243H126V241H125ZM129 243H130V242H128V243H126V244H129ZM133 243H134V242H133ZM135 243H136V242H135ZM138 243H139V241H138ZM174 243H176V242H174ZM182 243H183V242H182ZM190 243H192V242H190ZM190 243H189V244H190ZM210 243H211V242H210ZM230 243H231V242H230ZM237 243L241 244V243H243V242H238V241H237ZM237 243H236V244H237ZM247 243H248V242H247ZM11 244H12V243H11ZM22 244H23V243H22ZM25 244H26V243H25ZM29 244H30V243H29ZM40 244H41V243H40ZM126 244H124V245H126ZM131 244H132V243H131ZM140 244H141V243H140ZM186 244H187V243H186ZM198 244H199V243H198ZM200 244H201V246H202L203 241L200 242ZM204 244L206 245V243H204ZM12 245H13V244H12ZM23 245H24V244H23ZM49 245H50V244H49ZM112 245L114 246L115 244H112ZM120 245H121V244H120ZM135 245H136V244H135ZM141 245H142V244H141ZM187 245H188V244H187ZM191 245H192V244H191ZM205 245H204V246H205ZM219 245H220V244H219ZM224 245H226V244H224ZM224 245H223V247H224ZM227 245H228V244H227ZM245 245H246V243H245ZM248 245H249V244H248ZM256 245H257V244H256ZM16 246H18V244H17ZM27 246H28V245H27ZM45 246H46V245H45ZM53 246H55V245H53ZM105 246H106V245H105ZM107 246H108V245H107ZM195 246H196V244H195ZM216 246H217V245H216ZM221 246H222V245H221ZM236 246H238L237 248L239 249V246H240V245H236ZM236 246H235V243H234V245H232L231 248L234 247L233 252H234V251H237ZM19 247L21 248L22 246L20 245ZM51 247H52V246H51ZM91 247H92V246H91ZM122 247H123V246H122ZM139 247H140V246H139ZM147 247H148V246H147ZM147 247H146V248H147ZM162 247H163V246H162ZM199 247H200V246H199ZM206 247H207V245H206ZM211 247H212V246H211ZM225 247H227V246H225ZM241 247H242V246H241ZM256 247L258 248V245L255 246L254 248L256 249ZM260 247H261V246H260ZM0 248H1V247H0ZM17 248H18V247H17ZM80 248H82V247L80 246ZM89 248H90V247H89ZM94 248H95V247H94ZM115 248H116V247H115ZM118 248L121 249L120 247H118ZM160 248H161V247H160ZM186 248H187V247H186ZM192 248H193V246H192ZM195 248H196V247H195ZM209 248H210V247H209ZM65 249H66V248H65ZM147 249H148V248H147ZM190 249H191V248H190ZM202 249H205V247H204V248H201V255H202L203 253H205L204 250H202ZM207 249H208V248H207ZM240 249H241V248H240ZM2 250H4V249H2ZM5 250H6V249H5ZM18 250H19V249H18ZM43 250H44V249H43ZM90 250H91V249H90ZM96 250H97V249H96ZM114 250L116 251V249H114ZM117 250H118V249H117ZM122 250H123V248H122ZM135 250H136V249H135ZM139 250H140V249H139ZM149 250H150V249H149ZM186 250H187V249H186ZM193 250H194V249H193ZM217 250H218V247H217ZM217 250H216V252H217ZM241 250H242V249H241ZM6 251H8V250H6ZM22 251H24V249H22ZM38 251H39V250H38ZM44 251H45V250H44ZM46 251H48V250H46ZM81 251H82V250H81ZM81 251H79V252H81ZM85 251H86V250H85ZM124 251H125V250H124ZM124 251H123V252H124ZM128 251H129V250H128ZM137 251H138V250H137ZM137 251H136V252H137ZM146 251H147V250H146ZM177 251H178V250H177ZM177 251H176V252H177ZM182 251H185V250L183 249ZM205 251H206V249H205ZM218 251H219V250H218ZM263 251H264V250H263ZM40 252H41V251H40ZM58 252H59V251H58ZM76 252H77V250H76ZM98 252H99V251H98ZM113 252H114V251H113ZM119 252H121V251H119ZM149 252H150V251H149ZM176 252H175L174 254H176ZM178 252H180V251H178ZM189 252H190V250H189ZM216 252H215V253H216ZM237 252H238V251H237ZM4 253H5V252H4ZM4 253H2V254H4ZM32 253L35 254L34 252H32ZM32 253H28V254L31 255ZM41 253H42V252H41ZM84 253H85V252H84ZM86 253H87V252H86ZM102 253H104V252L102 251ZM184 253H185V252H184ZM187 253H188V251H186V254H187ZM193 253H194V252H193ZM196 253H197V252H196ZM196 253H194V254H196ZM215 253H214L215 258H212V260H211L212 262L209 261L210 263L217 264L218 257H219V253H216V254H215ZM234 253H235V252H234ZM240 253H242V252H240ZM253 253H254V252H253ZM12 254H13V253H12ZM26 254H27V253H26ZM26 254H25V255H26ZM36 254H38V253H36ZM52 254H54V253H52ZM52 254H49V255H52ZM56 254H57V253H56ZM62 254H63V252H62ZM77 254H78V252H77ZM82 254H83V253H82ZM89 254H90V253H89ZM112 254H113V253H112ZM112 254H111V255H112ZM139 254H140V252H139ZM181 254H182V252L180 253V255H181ZM190 254H191V253H190ZM190 254H189V253L187 254L188 258L190 257V256H189ZM212 254H213V253H212ZM217 254H218V255H217ZM221 254H222V253H221ZM230 254H231V253H230ZM257 254H258V253H257ZM263 254H264V253H263ZM43 255H44V256H48V254L46 255V253H45V254H41L40 256H43ZM74 255H75V253H74ZM104 255H106V254H104ZM108 255H110V254H108ZM121 255H123V254H121ZM144 255H145V254H144ZM176 255H177V254H176ZM184 255H185V254H184ZM191 255H192V254H191ZM199 255H200V253H199ZM203 255H204V254H203ZM207 255H208V253H207ZM231 255H232V254H231ZM241 255H242V254H241ZM13 256H14V257H12V258H14V260H15L16 262H17V260L19 261L20 258H21V257H19V259H18L15 255H13ZM53 256L55 257L56 255H52V257H53ZM57 256H58V255H57ZM81 256H82V255H81ZM127 256L130 257L129 255H127ZM162 256H163V255H162ZM174 256H175V255H174ZM182 256H183V255H182ZM196 256H197V255H196ZM227 256H228V255H227ZM233 256H234V255H233ZM244 256H245V255H244ZM256 256H257V255H256ZM23 257H24V255H23ZM98 257H99V256H98ZM134 257H135V255H134ZM170 257H171V256H170ZM191 257H192V256H191ZM211 257H212V256H211ZM251 257H252V256H251ZM254 257H255V255H254ZM8 258H9V257H8ZM16 258H17V260H16ZM26 258H27V257H26ZM26 258L23 259V260H24V264H25V262L28 261V259H27V261H25ZM28 258H29V257H28ZM30 258H31V257H30ZM34 258H36V257H34ZM34 258L32 257V259H29V260H32V261L30 262L31 264H34V263L36 262V261H35L36 259H34ZM76 258H77V257H76ZM79 258H81V257L79 256ZM96 258H97V256H96ZM116 258H117V257H116ZM138 258H139V257H138ZM158 258H159V257H158ZM186 258H187V257H186ZM198 258H201L202 260L205 259L204 256H201V257L199 256ZM235 258H236V256H235ZM246 258H247V256H246ZM255 258H256V257H255ZM257 258H258V257H257ZM263 258H264V257H263ZM21 259H22V258H21ZM37 259H38V261L40 260L39 263L41 262V263L44 264V262H45L44 259H42V261H41L40 257H39V258L37 257ZM140 259H141V257H140ZM155 259H157V258H155ZM181 259H182V258H181ZM201 259H200V260H201ZM207 259H208V258H207ZM207 259H206V260H207ZM213 259H214V260H213ZM219 259H220V258H219ZM225 259H226V258H225ZM57 260H58V259H57ZM57 260H56V261H57ZM98 260L100 261V259H98ZM112 260H113V259H112ZM136 260H137V259H136ZM161 260H162V259H161ZM206 260H205V261H206ZM221 260H222V259H221ZM2 261H3V260H2ZM10 261H11V259H10ZM20 261H21V260H20ZM33 261H34V263H33ZM43 261H44V262H43ZM62 261H63V260H62ZM103 261H104V260H103ZM103 261H102V262H103ZM105 261H106V260H105ZM138 261H139V259H138ZM146 261H147V260H146ZM149 261H150V260H149ZM191 261H192V260H191ZM214 261H215V262H214ZM21 262H22V261H21ZM48 262H49V261H48ZM63 262H65V261H63ZM63 262H62V263H63ZM114 262H118V261H114ZM114 262H113L112 264H116V263H114ZM141 262H142V260H141ZM143 262L145 263V261H143ZM151 262H152V261H151ZM153 262H154V261H153ZM157 262H158V261H157ZM189 262H190V261H189ZM202 262H203V261H202ZM207 262H208V261H207ZM8 263H9V261H8ZM28 263H29V262H27V264H28ZM37 263H38V262H37ZM37 263H35V264H37ZM39 263H38V264H39ZM41 263H40V264H41ZM62 263H61V264H62ZM75 263H77V262L75 261ZM75 263H74V264H75ZM82 263H83V262H82ZM105 263H106V262H105ZM127 263L130 264L129 262H127ZM137 263H138V262H137ZM144 263H143V264H144ZM173 263H174V262H173ZM194 263H195V262H194ZM261 263H262V262H261ZM10 264H12V263H10ZM53 264H54V263H53ZM55 264H56V263H55ZM65 264H66V263H65ZM67 264H68V263H67ZM78 264H80L79 261H78ZM84 264H85V263H84ZM102 264H103V263H102ZM107 264H108V263H107ZM109 264H110V262H109ZM118 264H119V263H118ZM120 264H122V263H120ZM125 264H126V263H125ZM138 264H139V263H138ZM141 264H142V263H141ZM145 264H148V262L145 263ZM171 264H172V263H171ZM185 264H186V263H185ZM202 264H203V263H202ZM204 264H206V263H204ZM233 264H234V263H233Z\"/></svg>",
	"mask_w": 264,
	"mask_h": 264
}]
</instances>
